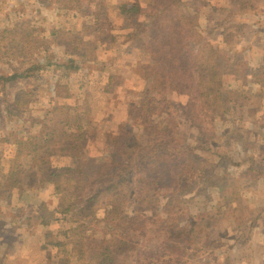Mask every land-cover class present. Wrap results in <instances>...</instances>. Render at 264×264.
<instances>
[{
    "label": "rangeland",
    "instance_id": "obj_1",
    "mask_svg": "<svg viewBox=\"0 0 264 264\" xmlns=\"http://www.w3.org/2000/svg\"><path fill=\"white\" fill-rule=\"evenodd\" d=\"M100 1L93 3L94 13ZM138 1L141 20H150L146 16L160 0H103L107 12L103 24L115 32L101 35L94 62L91 43L100 35L93 17L67 6L56 7L50 0H0V76L31 72L45 64L39 82L25 77L7 84L6 93L0 89V181L6 185L15 143L32 140L52 107L64 105L70 114L83 115L90 145L81 159L58 154L53 165L80 168L91 180L131 169L135 177L128 185L134 190L125 210L130 215L144 210L151 218L143 221L151 231L142 237L147 252L161 254L159 246L169 233L192 231L204 245L190 248L188 256L194 257L189 264H264V0H179L182 9L174 7L166 20L184 17L193 27L190 35L186 30L183 36L182 29L174 27L172 53L165 33L151 25L141 38L132 34V24L119 7ZM6 28L18 29L14 39L3 35ZM21 29L34 31V38L27 40ZM192 32L198 35L200 47L207 45L217 52L216 60L226 72L221 88L216 85V111L204 114L189 110V93L173 94L148 75L147 64L158 60L156 48L155 54L140 50L159 44L168 56H176L187 43L196 48ZM181 62V70L191 67L192 60ZM68 63L77 68L60 67ZM103 64L110 67L104 70ZM148 99L157 106H147L149 116L140 123L142 118L138 122L134 109ZM163 106H182L180 118L168 120ZM191 114L196 124L191 123ZM122 130L130 132L129 138L137 144L122 137ZM119 141L134 154L128 166L113 158ZM179 147L185 153L170 163L155 159L150 161L154 165L138 164L148 152L155 157L158 151ZM14 166L19 187L0 189V264H59L61 260L85 264L90 253L82 261L73 252L77 242L110 240L120 231L102 220L87 222L82 230L77 223L64 221L61 206L68 204V197L53 196V185H36L30 157ZM153 166L158 172L164 167L166 177L144 185L136 172ZM144 264L170 263L154 258Z\"/></svg>",
    "mask_w": 264,
    "mask_h": 264
},
{
    "label": "trees",
    "instance_id": "obj_2",
    "mask_svg": "<svg viewBox=\"0 0 264 264\" xmlns=\"http://www.w3.org/2000/svg\"><path fill=\"white\" fill-rule=\"evenodd\" d=\"M160 1L153 6L151 15L146 16V18L150 20H141L142 6L139 1L132 4H121L119 12L128 19L127 21L131 22L133 35L140 36V34L149 30L147 28L148 25L165 33L168 39V46L173 49L170 52L172 53L175 50L173 46V42H175L174 27L178 26L182 29V36L185 35L186 30H188V35H190L193 23L191 20H186L184 17H179L176 20H166L169 12H171L174 7H181V3L179 0H166L167 2L165 5L160 3ZM50 2L51 5L56 7L60 5L67 6L69 10L75 11L82 16L94 18L93 27H95L100 36H97L91 43L94 49L91 57L92 61L97 62L95 47L99 46L100 42H103L101 40V35L105 32L107 34L115 32V28H107V25L103 24L107 21L106 6L103 4V0L98 3L99 9L95 13L92 11V7L93 5L95 6L93 3H96L97 0H50ZM181 13L184 15L183 10H181ZM26 24H28V22ZM17 30V28L14 30L6 28L2 33L6 37L9 36L11 39H14ZM21 31L22 35H26V38H34V31L28 33H26L24 29H21ZM132 34H129L128 37L131 38ZM191 36H193L194 39L192 45H195L196 48L187 43L185 50L180 46L176 56H168L169 53L164 51L163 47H159V44L150 47L144 45L140 50L155 54L152 50L156 48L157 54L155 55H158V60L156 61L154 59L155 62L153 64H147L151 67L149 70H146L148 75L151 74L158 79L160 81V86L169 87L170 91L173 90V94L179 91H186L189 93L191 96V102L188 104L189 110L195 114L202 111L204 114L205 111H210L211 109L216 111L215 106L219 95L217 89H220L222 83L225 81L226 72L221 70V65L218 60H216L217 52L207 45L200 47L198 35L196 33ZM116 38V36L113 37V41H115ZM135 42H139V39ZM43 48L45 49V46H43ZM187 59L190 62L192 60L193 65L191 62V67L181 70V60L187 61ZM60 67H68V69L77 68L73 63L61 64ZM107 67H110V65L103 64L102 66L104 70H106ZM44 69L45 64H41L38 67H34L31 72H27V70H18V73H14L15 75L13 74L11 77L7 76L6 78L0 76V89L4 90L6 93L7 84H12L14 81H18V79L23 80L25 77H31L34 83L37 81L39 82L41 78L38 77V74ZM172 71H174L175 74H172ZM113 79V75L108 78L109 82H113ZM211 87L215 89L212 90ZM150 100L148 99L145 105L144 103L140 104L141 107L137 106L134 109V112H136L138 116V122L140 118H142L140 123L144 122V116H149V112L151 111L146 107L153 108L157 106H152ZM11 108L12 106L8 107V110L13 114L14 111H12ZM159 110L161 111V107ZM180 110H183L182 106H171L167 108L163 106L162 112L168 120L175 121L178 117L180 118ZM189 118L191 123L196 124L197 120L193 119L192 114ZM185 119L187 120L188 118L186 117ZM42 125V130L37 132L32 140L27 142L17 141V143H15L16 149L13 153L12 166L10 167L8 178L6 177L7 186L3 185L4 183L0 181V189H7L9 191H12V189L17 190L19 183L17 182V172L16 169H14V165L17 166V164H20L24 157H30L33 178L36 185L40 187L53 185L55 188L53 196L58 198L63 196L68 197V204L66 205L63 203V206H61V208L64 209V221L72 224L77 223L79 230L87 228V222L91 223L97 220H102V223L106 225L120 228V231L114 233L116 235L111 237L110 240L94 242L93 240L85 241L84 239L77 242L76 249L73 250V252L79 254L82 261H85L87 251L90 253V260L85 262V264H144L146 260L152 261L154 258L162 259L170 264H173L175 261L176 264L190 263L189 258L194 257L188 256V253L191 251L190 248L196 245H204L192 231L186 233L175 231L174 234L169 233L166 235L159 246L162 250L161 254L150 250L147 252V248L149 247L145 249L142 237L145 236L144 234L150 233L151 231L148 229L149 226L146 225V222L143 221L150 220L151 218L145 214L144 210H138V212L135 210L132 215L128 214L125 210L126 206L129 204L128 200L130 199V195H132L131 193L134 190V188L131 190L128 185V182L131 185L135 177L131 169L125 168L126 171L122 174H105L102 176V180L98 177L97 179L91 180L87 177L86 172L81 171L80 168H58L53 165V159L58 154H66L71 156L70 158L73 160H79L84 156L87 146L90 145V135L87 126L84 124L83 115L79 116L77 112L70 114V111L64 105L55 104L51 109L50 115L47 116ZM128 134H130V132L125 130L121 131L122 137L126 136L131 144H137L136 139L134 137L129 138ZM119 143L121 144H118L116 147V157L113 158L116 163L119 161L123 164L124 162L125 166H128L132 163L134 154L122 144L123 141H119ZM203 148L204 146L200 149ZM183 153H185L183 147L168 150L163 149L162 151H158L154 155L155 157L150 156L148 152L138 161V164L151 163L150 161L155 159L170 163ZM164 173V167L158 172L155 166L152 168H143L139 173L136 172L137 177L147 186L150 185L151 180H160L161 177H166ZM169 178L168 180H171V177ZM162 187L163 186H161V188ZM143 191L145 190L143 189ZM70 214L74 215L72 220ZM94 235L96 236V234ZM116 236L118 237L116 238ZM62 245L65 244L62 243ZM144 251H146V253ZM200 252L201 251L198 250L195 256ZM142 255L144 256L141 259ZM59 264L73 263L70 260H61Z\"/></svg>",
    "mask_w": 264,
    "mask_h": 264
}]
</instances>
